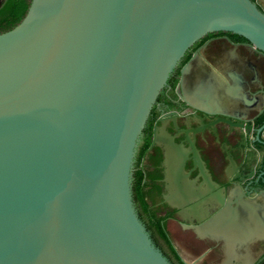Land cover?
<instances>
[{"label":"water","instance_id":"obj_1","mask_svg":"<svg viewBox=\"0 0 264 264\" xmlns=\"http://www.w3.org/2000/svg\"><path fill=\"white\" fill-rule=\"evenodd\" d=\"M219 31L264 54L252 0L31 1L0 34V264H172L133 200L135 149L185 52Z\"/></svg>","mask_w":264,"mask_h":264},{"label":"flooded vegetation","instance_id":"obj_2","mask_svg":"<svg viewBox=\"0 0 264 264\" xmlns=\"http://www.w3.org/2000/svg\"><path fill=\"white\" fill-rule=\"evenodd\" d=\"M252 1L264 9V0ZM195 53L200 67L181 81ZM234 87L240 97L227 95ZM189 184L197 196L186 200ZM138 186L168 241L133 198L138 214L172 264H264V54L217 32L188 48L138 139L132 194Z\"/></svg>","mask_w":264,"mask_h":264},{"label":"trees","instance_id":"obj_3","mask_svg":"<svg viewBox=\"0 0 264 264\" xmlns=\"http://www.w3.org/2000/svg\"><path fill=\"white\" fill-rule=\"evenodd\" d=\"M31 1L32 0H7L4 6L0 9V34L11 30L23 20L29 9ZM217 33H226L230 36L239 38L242 41H247L244 37L231 32L219 31ZM141 180L142 179L140 177L139 184ZM136 191L137 192L133 194V198L135 199L136 205L139 209L140 216L142 214L146 215L150 224H154L158 235L167 242V232L163 223L158 222L157 217H152L147 214L148 209L144 200V195L141 192V187L138 186ZM155 220H157V222H155ZM174 257L178 259L176 255H174Z\"/></svg>","mask_w":264,"mask_h":264}]
</instances>
